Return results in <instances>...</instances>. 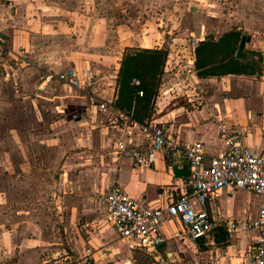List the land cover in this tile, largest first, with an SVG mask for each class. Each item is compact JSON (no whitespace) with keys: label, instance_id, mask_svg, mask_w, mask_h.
Listing matches in <instances>:
<instances>
[{"label":"crops","instance_id":"crops-1","mask_svg":"<svg viewBox=\"0 0 264 264\" xmlns=\"http://www.w3.org/2000/svg\"><path fill=\"white\" fill-rule=\"evenodd\" d=\"M153 3V0H0L1 172L8 175V181L17 193L24 191L43 196L46 184H41L37 177L59 163L62 155H65L62 167H85L75 179L67 178L63 171L60 181L55 180L54 184L58 186L52 198L58 197V211L63 213H57L55 217L44 213L42 221L26 223L32 225L34 238H31L33 247H28L25 252L37 254L35 240L47 235L42 232L39 236V223L45 225L59 219L64 223L63 237L70 243L73 254L85 259L89 257L93 264L116 261V255L131 256V250L142 252L150 258L151 264H161L137 248L126 245L120 250L116 247L115 233L103 223L104 195L115 186L145 205L163 206L187 189V164L172 154L156 156L150 166L135 165L130 157L117 151V144L123 142L129 148L147 146L149 139L139 129L143 123L131 122L122 112H118L120 120L114 122L109 109L91 105L87 94L57 78L67 69H73L79 78L102 79L95 94L101 100L108 96L107 100L111 101L114 87L108 76L115 74L107 76L102 71L103 75L98 76L101 70L92 65V61L95 64V47L100 46L106 49L100 54L103 63L115 64L119 60L121 52L117 53V43L112 41L114 33L130 30L126 32L136 36L138 45H164L168 49L166 66L172 68L156 96L157 115L148 122L162 126L180 142L202 141L207 156L225 148L218 133V123L222 122L237 134L241 144L252 152L261 151L264 144V80L231 74L199 77L193 66L186 64L189 40L193 37L202 39L207 33L203 24L197 23V18L193 22L197 25L194 29L173 25L171 34L167 32L170 34L168 39L162 26L153 20L149 24L145 19L147 23L141 24L140 31L136 32L135 28L126 26L124 20L120 22V15L126 11L132 9L140 16L146 8L150 10ZM258 13V9L250 12L253 17ZM104 14H107L106 19ZM104 21L113 23L104 25ZM176 30L189 33L190 38L184 46L179 44L183 33ZM245 35L251 39V35ZM257 41L264 47V37L259 36ZM118 43L136 45L131 37ZM50 74L51 78L45 80ZM180 74L195 86L193 92H176L169 99V86L179 83L175 76ZM36 163H42L44 169L31 168ZM13 173L15 177L10 178ZM83 186L90 187L94 194L88 197L61 194L62 188L68 187L83 194ZM234 191L250 197L248 209L242 213L238 209L235 212L224 209ZM14 201H17L15 206L25 205L18 196ZM260 201V196L251 191L232 188H223L217 196L207 200L205 209L217 224L212 244L208 246L186 236L177 219L166 218L160 228L163 236L160 250L166 258L165 264H252L247 253L255 245L257 232L229 230L226 223L254 218ZM92 205L95 209L100 208V217L95 212V220H101L104 226L99 231L95 229V233L91 232L86 239L79 232L76 220L85 217V222L92 221L94 218H89L88 212ZM30 206L39 205L31 203ZM25 227L29 228L21 226L16 233L20 235ZM110 235L113 238L109 242L106 238ZM126 259L122 264H127ZM81 261L72 264H81ZM117 262L121 264V260Z\"/></svg>","mask_w":264,"mask_h":264},{"label":"rangeland","instance_id":"rangeland-1","mask_svg":"<svg viewBox=\"0 0 264 264\" xmlns=\"http://www.w3.org/2000/svg\"><path fill=\"white\" fill-rule=\"evenodd\" d=\"M153 2L154 3L151 9L149 10L148 8H146L145 13L140 16L135 14L132 9L131 11H126L123 15H120V22L124 20L125 25L130 29L135 28L136 32L140 31L141 24L147 22L150 24V20L151 22L153 20L154 22L159 23L162 26V29H164L163 34L165 35L166 39H168V35L171 34V28L175 24L182 26V28L184 27V25L186 28L190 29H194L195 27H197V25L194 26L193 23L196 18L197 23H202L204 28H206L207 33L204 36L218 37L222 33L229 30H237L242 34H249L251 35V39L248 40V37H246L244 48L246 50H253L254 54H250L249 56L253 57L254 59L259 60L258 53L261 55V59L259 61L260 73L256 76H234L247 79L264 80L262 72L264 68V47H260L259 42L257 41V38L259 36L264 37V0H153ZM257 9L260 13H258V16L253 17L250 12L251 10ZM104 18H107V14H104ZM145 19L147 20V22L144 21ZM112 23L113 22L104 21L103 24L111 25ZM126 31L130 30H123L122 32H119V34L114 33V36L112 38V41H115L117 43V53L121 52L119 60L115 64L103 63L100 54L104 53L106 49L104 48V46H100V48L95 47V64H93L94 61H92V65H95V67L101 70L99 73H97L98 76L103 75L102 71H104L107 76L111 73L115 74L114 77L108 76V79L113 82L112 87H115L114 80L117 74V68L119 66V61L122 58V54L127 49L126 47H142L138 45V41L135 40L136 36L128 35ZM176 31L181 32L182 30ZM132 32H134V30H132ZM167 32H169L170 34H167ZM181 33H183V35H181L183 39L179 42V44L181 46H184L187 42V39L190 38V35L188 32ZM130 37L135 41L136 45L123 46L122 44L118 43L120 42V40ZM117 39L119 41H116ZM160 47L167 49L164 45H160ZM171 68L172 66L167 67L165 64L159 88L162 82H166L168 80V73L170 72L169 69ZM175 77L178 78L176 81H178L179 83H176L174 85L171 84L169 86V99L171 98V95H175L176 92L185 90L193 92L192 87L195 86H192V84L189 83L187 79H185V76H181L180 74L176 75ZM98 82H100V84H98ZM101 82L102 79L97 78L96 80L95 78L92 86V91L94 93L95 91L98 92L97 85L101 86ZM107 84H109V82ZM159 88L157 95L159 94ZM107 99L108 96L103 98V100H106L107 103L110 104L107 109H109L108 112L111 119L114 122L119 121V111H114L111 101ZM156 107L157 106H155V108ZM64 156H61L59 163L55 164V166H51L46 173L40 174V176L37 177L40 180L41 184H46V191L43 196L33 195L30 192L24 191H18L17 193L12 189L11 181H8L10 179L7 178L8 175L2 173L0 170V264H72L77 260H82L80 262L81 264H93L89 257H87L88 259H85L86 257L84 258V256L73 254V251L69 246L70 243L67 242L63 237L65 236L64 223L59 221V219H57L56 221L54 220V223L52 222L50 224L47 222L45 223V225L44 222L39 223L41 230L39 236H41L42 232H44V234L47 233V235L45 234V236L39 237L38 240H35L34 247L37 250V254H34L33 252H25L28 247H33V245H31V238H34V235L32 234L34 230L31 229L32 225H28L26 223L29 221L37 223L39 222V219H41L42 221L44 213H46V215H50L51 217H55L57 213H63L58 211L60 210L57 202L58 197L54 196L55 198H52L55 187L58 186L56 185L57 183L54 184L55 180L57 182L60 181V177H62L61 173L63 171H66L67 178L70 177L75 179V177L78 176L80 172H83L80 170H82V168H85H75L68 165H64V167H62ZM41 164L36 163L35 167H33L32 165L31 168L44 169ZM14 175L15 174L13 173L9 177H15ZM49 181L51 182V184ZM82 190H85V193L82 194V192H78L77 189L75 191L73 188L71 189V187H68V189L62 188L61 194L67 193L70 196H79V194H81V196L87 197L94 194L93 190L90 189V187L83 186ZM17 196L20 198V200L24 201L25 205L19 203V207L15 206V202L17 201H14L13 203V200L14 198H17ZM31 203L32 205L36 203L39 206H30ZM249 204L250 197L248 196V194L242 192L236 193L234 191L232 197L225 203L224 209L226 212H235L238 209L242 213L245 209H248L247 207L249 206ZM92 206L93 207L90 209V211H88L90 214L89 218H94L92 221L85 222V217L84 219L79 218L78 220H76V226L78 227L79 232L84 236V238L86 237V239L88 238V236H90L91 232H93V234L95 233V229L99 231L102 226H104L101 220H95V212L97 214V217H100V208L95 209V205ZM37 215H40V217H37ZM25 225L29 227H25L26 231L24 230V232L20 233V235L19 233H16V229ZM100 232L103 231L101 230ZM60 233L62 234V237L60 236ZM112 236L113 235H110L109 238H106V240L110 242ZM114 241H116V247H118L120 250L126 247V245L120 242L116 237ZM131 251V256L126 257L121 255L120 257L116 255V261L113 260L102 264H120L119 262H117V260H121L122 264V260H124L125 258H128L126 259L127 264H151L150 258L144 255L142 252H138L136 250ZM131 258L135 259V262H133ZM56 259L58 261H56Z\"/></svg>","mask_w":264,"mask_h":264},{"label":"built area","instance_id":"built-area-1","mask_svg":"<svg viewBox=\"0 0 264 264\" xmlns=\"http://www.w3.org/2000/svg\"><path fill=\"white\" fill-rule=\"evenodd\" d=\"M200 40L197 37L189 40V59L186 64L193 65L194 50ZM51 76L47 75L45 80ZM57 78L87 94L91 105L100 109L110 105L92 91V76L79 78L75 70L67 69ZM130 84L138 86L140 81L133 76ZM136 94L141 95L142 91L138 89ZM139 129L149 139V144L143 148H129L119 142L117 151L140 166H150L156 156L176 154L189 169L187 189L167 204L159 206L145 205L125 190L111 187L104 195L103 223L112 228L116 238L129 248L143 251L155 262L165 264L166 258L160 250L163 242L160 228L166 218L177 219L185 235L193 242L211 245L217 224L205 209V202L217 196L223 188L245 189L261 198L256 216L243 221L230 220L226 226L229 230H255V245L247 257L252 264H264V144L260 152H252L240 143L237 134L228 125L219 122L218 133L225 142V148L215 155L207 156L200 140L180 142L153 122L140 124Z\"/></svg>","mask_w":264,"mask_h":264},{"label":"trees","instance_id":"trees-1","mask_svg":"<svg viewBox=\"0 0 264 264\" xmlns=\"http://www.w3.org/2000/svg\"><path fill=\"white\" fill-rule=\"evenodd\" d=\"M245 34L229 30L218 37L204 36L193 54V69L199 77L211 75L256 76L260 73L258 59L250 57L253 50H246L240 40ZM115 76L111 104L115 111L122 112L131 122L146 123L157 115L155 100L168 51L162 47H126ZM137 77L138 86L130 84ZM142 91L141 95L136 90Z\"/></svg>","mask_w":264,"mask_h":264},{"label":"water","instance_id":"water-1","mask_svg":"<svg viewBox=\"0 0 264 264\" xmlns=\"http://www.w3.org/2000/svg\"><path fill=\"white\" fill-rule=\"evenodd\" d=\"M246 35L245 36H243L242 38H241V40H240V47H242L243 46V44H244V42H245V39H246ZM263 74H264V70H263Z\"/></svg>","mask_w":264,"mask_h":264}]
</instances>
